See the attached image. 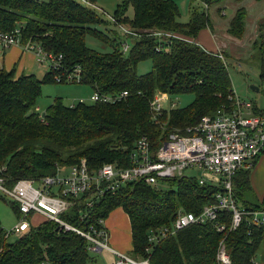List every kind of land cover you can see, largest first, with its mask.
Segmentation results:
<instances>
[{"label":"trees","instance_id":"1","mask_svg":"<svg viewBox=\"0 0 264 264\" xmlns=\"http://www.w3.org/2000/svg\"><path fill=\"white\" fill-rule=\"evenodd\" d=\"M189 19L182 22L174 0H117L112 30H101L103 20L95 9L76 0H0V33L20 30V42H36L46 52L62 56V69L15 77L13 70L0 69V178L11 188L21 180L38 181L53 176L59 166L84 161L90 170L103 163L128 166L130 152L142 137L156 150L175 130L196 123L203 115L235 109L226 55L206 50L190 40L210 26L205 6L223 0H196ZM241 2L242 0H233ZM203 4V7H202ZM202 7V8H201ZM246 9L239 6L228 25V33L242 38L246 30ZM252 48L259 51V76L264 79V17ZM91 37L105 50L89 46ZM127 44V50L123 51ZM108 48V49H106ZM150 61L152 69L138 74L137 66ZM79 83L101 94L127 95L112 103L79 102L67 106L54 100L43 114L37 108L45 83ZM193 94L186 108L169 110L153 117L152 103L157 95ZM255 162V161H254ZM253 162V163H254ZM160 190L136 183L97 202L84 223L77 221L73 207L65 220L78 226L98 225L115 209L121 208L131 227V256L149 264H219L220 243L230 264H254L264 241V226L248 224V216L230 231L231 214L217 211L216 218L191 225L151 245L150 232L169 227L179 210L199 214L215 203L218 188L199 185L192 178L166 180ZM233 193L244 210L264 208L252 196L249 170L233 179ZM252 196V197H251ZM17 219V207L9 202ZM83 211V210H82ZM216 225H223L219 232ZM0 223V264H94L88 243L73 234H63L56 224L46 222L7 242ZM151 250L147 252V249Z\"/></svg>","mask_w":264,"mask_h":264},{"label":"built area","instance_id":"2","mask_svg":"<svg viewBox=\"0 0 264 264\" xmlns=\"http://www.w3.org/2000/svg\"><path fill=\"white\" fill-rule=\"evenodd\" d=\"M207 7V5H206ZM0 45L4 48L18 45L24 50L32 51L37 63L46 65L49 70L62 69V56L46 52L36 42H20V30L0 33ZM125 44L123 51L127 50ZM75 74H68L66 79L79 82ZM56 82L60 77L55 78ZM127 95L126 91L118 94H101L93 91L91 103H112ZM84 102V101H80ZM243 103L235 97V109L231 112L218 110L213 115H203L196 123L185 126L181 131L175 130L156 150H152L147 138H140L129 154L128 166L118 167L108 162L96 170H90L82 161L72 166H59L53 176L38 181L21 180L11 188L4 185L0 178V192L18 209V224L8 233L17 237L28 234L31 230L30 219L40 215L47 222L56 224L63 234L73 233L88 243L92 253L102 256L104 251L115 257L111 264H149V260L137 259L112 249L109 233L104 226L105 220L98 225L78 226L65 220L70 210L84 204L79 210L77 221L84 223L89 218V211L100 200L112 196L136 183L160 190L161 182L185 176L186 170L196 169L200 172L199 185H211L219 189L214 195L215 203L204 206L199 214L179 210L169 227H162L150 232L149 242L154 245L191 225L203 224L216 218L217 211L231 214L230 231H235L248 216V224L264 226V208L259 211L244 210L238 205L233 193V179L242 169L249 170L255 159L264 153V115L243 114ZM175 103L172 104V107ZM245 108L248 106L244 104ZM160 95L152 103L153 117L163 110ZM68 168L67 175H60ZM210 176V177H208ZM193 179V178H192ZM197 181V180H196ZM216 230H224L223 225H216ZM151 249L148 248L147 252ZM219 264H230V258L220 243L217 253ZM43 264H49L44 262ZM255 264V263H254Z\"/></svg>","mask_w":264,"mask_h":264},{"label":"rangeland","instance_id":"3","mask_svg":"<svg viewBox=\"0 0 264 264\" xmlns=\"http://www.w3.org/2000/svg\"><path fill=\"white\" fill-rule=\"evenodd\" d=\"M84 6L95 9V11L99 14L100 18L103 20L102 23L98 24V28L101 30H105L108 28L113 33L114 30L119 37L123 38L122 29L117 28L112 20L113 12L117 5V0H76ZM179 8L180 17L179 19L182 22H186L189 19L190 8L193 6L200 5L196 0H174ZM251 0H247L245 2H250ZM258 2L257 4H259ZM218 3H211L209 5L210 16L214 15L213 12L218 11V7L216 6ZM248 5V4H247ZM245 6V3H244ZM203 7V4H202ZM201 7V8H202ZM239 7V6H238ZM248 7V6H247ZM245 7V8H247ZM230 10V9H229ZM257 11V6L253 8H248V15H255ZM232 13V10H230ZM227 14V12H226ZM229 16V14H227ZM262 16V15H261ZM260 15L252 18L254 21L252 25H247L245 30V34L242 38H236L228 33V25L229 20H219V23L214 22L212 27V31L214 33L215 38H218L219 44L221 48L223 47L222 52L226 55L225 60L227 61V65L229 68L230 78L232 82V88L235 93V96L243 103V109L245 108L244 104L252 103L256 104L260 108H264V79H261L259 76V51L252 48V43L257 36L259 29L257 28L259 25ZM260 21V20H259ZM216 29V31H215ZM256 35V36H255ZM87 43L90 47L96 50H105L102 43L95 40L94 38L88 37ZM108 49V48H106ZM109 50V49H108ZM36 69L34 74L42 78L45 72L48 70L46 65H41L36 62ZM152 69V64L150 61H143L138 64L137 72L138 74H145ZM258 88V91H256ZM93 94V90L88 85H83L74 82H66V83H45L41 87V95L37 100V108L40 114H43L46 109L54 102L55 99L61 98L63 103L67 106H71L73 104H78L80 101H84L85 103H91L90 97ZM162 100L163 108L169 110L172 108V104L176 109L186 108L194 99L193 94H183V95H160ZM245 111V110H243ZM68 168L65 172L60 173V175H67ZM185 176H191L195 180H199L200 172L196 169L186 170ZM164 183V182H161ZM162 186L166 187V184H162ZM9 200L0 192V223L1 227L5 231V233L10 232L17 224L18 219L17 216L9 204ZM119 211H114L110 215L108 220H112L114 218V213ZM40 216V215H38ZM44 218V217H43ZM32 222V218L30 219ZM42 222V219L37 217L34 220V223L38 226L39 223ZM109 222V221H107ZM110 232L117 231L119 238L124 236L125 229H119V226L113 228L109 227ZM121 234V236H120ZM128 237V236H127ZM18 237L16 235H11L9 239L7 238V242H14ZM108 245L118 251L116 247L112 245L110 242ZM125 254L131 256L130 252H125ZM91 257L96 260L94 264H111L115 257L112 256L109 252L104 251L102 256L99 254L91 253Z\"/></svg>","mask_w":264,"mask_h":264},{"label":"crops","instance_id":"4","mask_svg":"<svg viewBox=\"0 0 264 264\" xmlns=\"http://www.w3.org/2000/svg\"><path fill=\"white\" fill-rule=\"evenodd\" d=\"M247 0H242L241 2H234L233 0H223L220 2H217L218 4L216 6L218 7L217 12H213L216 16L212 15L210 16L209 7L205 6L206 11L208 12L209 19H210V26L208 28L202 29L198 36L194 39H190L199 45H201L203 48H205L208 51L214 52V53H220L223 50V47L221 48V45L219 44L218 38H215L214 33L212 31V27L214 22L219 23V20H230L234 16V13L238 6H243L246 9V27L247 25H252L254 22L252 18H254L257 15H260V21L264 17V0H251L249 3L245 2ZM260 2L259 4H257ZM245 3V6H244ZM248 4V5H247ZM257 6V11L255 15H248V8H253ZM232 10V13L230 10ZM229 14V16L226 14ZM262 15V16H261ZM257 20L258 22H260ZM258 28V27H257ZM228 29V28H227ZM214 30V29H213ZM216 31V29H215ZM258 32V31H257ZM256 36V35H255ZM36 60L34 53L32 51L24 50L22 47L18 45H12L10 47L4 48L0 45V69L5 68L8 71L13 70L15 73V77H18L22 74L28 75V74H34V71L36 69ZM258 91V90H256ZM248 105L246 108H244L245 111H243V114L248 115H264V108H260L256 104L252 103H246ZM246 170V169H242ZM210 177V176H208ZM249 184L251 187L252 196L255 199V201H258L259 204H262L264 200V153L259 155L255 162L253 163V166L251 169H249ZM251 196V197H252ZM119 211L114 213V218L112 220H108L112 212ZM112 211L108 218L104 221V226L106 230L109 233L110 242L114 247L118 249L119 252L125 253L132 251V243H131V227H130V221L128 216L124 213V211L121 208L115 209ZM39 217L42 219V222L38 224V226L34 223V220ZM109 221V222H107ZM46 219L42 216L35 215L32 217L31 227L37 228L44 223H46ZM115 228L116 226H119V229H125V234L121 238H119V235L117 231L110 232L109 227ZM121 236V234H120ZM128 236V237H127ZM255 264H264V241L260 247L259 253L256 256Z\"/></svg>","mask_w":264,"mask_h":264},{"label":"water","instance_id":"5","mask_svg":"<svg viewBox=\"0 0 264 264\" xmlns=\"http://www.w3.org/2000/svg\"><path fill=\"white\" fill-rule=\"evenodd\" d=\"M256 90H258V88H256Z\"/></svg>","mask_w":264,"mask_h":264}]
</instances>
